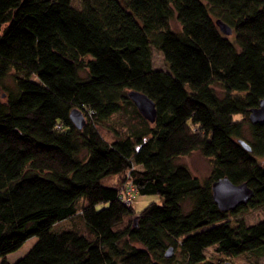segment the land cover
<instances>
[{"label":"trees","instance_id":"1","mask_svg":"<svg viewBox=\"0 0 264 264\" xmlns=\"http://www.w3.org/2000/svg\"><path fill=\"white\" fill-rule=\"evenodd\" d=\"M129 92L155 104L153 123ZM262 98L264 0H0V264H212L210 247L264 257V219L229 218L264 208V124L248 119ZM194 152L206 179L177 163ZM127 173L134 200L159 203L126 206ZM223 178L252 192L227 212L211 190Z\"/></svg>","mask_w":264,"mask_h":264},{"label":"rangeland","instance_id":"2","mask_svg":"<svg viewBox=\"0 0 264 264\" xmlns=\"http://www.w3.org/2000/svg\"><path fill=\"white\" fill-rule=\"evenodd\" d=\"M73 3L76 4L77 0H73ZM152 66L154 69L166 70V66L163 62V57L161 53L155 49L152 50ZM11 76L12 75H10L5 81V85L10 88L13 86ZM32 79L34 81H37L35 77H32ZM215 90L218 95H221L218 87H215ZM245 130V138L249 140L250 137L248 129H246V127ZM177 163L185 165L189 169L191 174L199 178L200 180L206 179L211 171V165L209 160L202 157L199 152H194L187 157L180 158L177 160ZM151 202L159 203V198L157 196L136 197L133 202V209L136 213H139ZM229 218L232 223H235L236 220L242 219L246 223V225H252L264 219V208L246 209L242 212L237 213L235 216H230ZM70 224L71 220L63 221L56 224L55 228L61 229L69 227ZM76 224L78 227L81 226L78 221H76ZM35 241V238H30L26 240V242L18 250L6 256L8 262L14 263L19 258H21L27 252V250L35 243ZM172 256L176 257V253H173ZM205 260L211 262L212 264H223L224 262H230L231 264H264V257L256 258L252 255H242L229 260L224 255L216 253L211 247L205 250Z\"/></svg>","mask_w":264,"mask_h":264},{"label":"water","instance_id":"3","mask_svg":"<svg viewBox=\"0 0 264 264\" xmlns=\"http://www.w3.org/2000/svg\"><path fill=\"white\" fill-rule=\"evenodd\" d=\"M215 24L223 35L229 36L231 34V28L222 21L216 20ZM128 97L144 119L150 123L155 121L156 107L150 99L137 92H129ZM69 118L77 129L82 128L85 124V117L78 109H72L69 113ZM248 119L251 124H264V98L259 101L258 107L250 110ZM238 142L244 149L250 151L247 143L242 140ZM211 190L213 200L222 212L234 210L239 205L245 204L252 196V192L246 184L234 185L227 178L212 182ZM172 253V248H168L164 256L170 258ZM223 264L231 263L224 262Z\"/></svg>","mask_w":264,"mask_h":264},{"label":"built area","instance_id":"4","mask_svg":"<svg viewBox=\"0 0 264 264\" xmlns=\"http://www.w3.org/2000/svg\"><path fill=\"white\" fill-rule=\"evenodd\" d=\"M127 180L124 184L123 192L120 196V200L126 205L130 206L136 196V189L133 182L130 180V175L127 173Z\"/></svg>","mask_w":264,"mask_h":264}]
</instances>
